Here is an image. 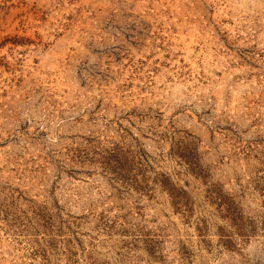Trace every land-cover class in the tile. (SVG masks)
<instances>
[{
  "label": "rangeland",
  "instance_id": "obj_1",
  "mask_svg": "<svg viewBox=\"0 0 264 264\" xmlns=\"http://www.w3.org/2000/svg\"><path fill=\"white\" fill-rule=\"evenodd\" d=\"M0 264H264V0H0Z\"/></svg>",
  "mask_w": 264,
  "mask_h": 264
}]
</instances>
